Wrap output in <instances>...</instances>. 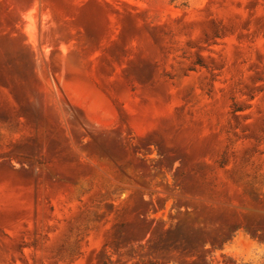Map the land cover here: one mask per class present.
Instances as JSON below:
<instances>
[{
	"label": "rangeland",
	"instance_id": "374dc122",
	"mask_svg": "<svg viewBox=\"0 0 264 264\" xmlns=\"http://www.w3.org/2000/svg\"><path fill=\"white\" fill-rule=\"evenodd\" d=\"M0 264H264V0H0Z\"/></svg>",
	"mask_w": 264,
	"mask_h": 264
}]
</instances>
